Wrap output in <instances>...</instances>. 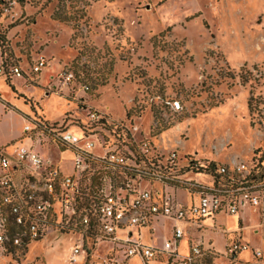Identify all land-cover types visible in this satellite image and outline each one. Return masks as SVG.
I'll return each mask as SVG.
<instances>
[{
  "label": "rangeland",
  "instance_id": "obj_1",
  "mask_svg": "<svg viewBox=\"0 0 264 264\" xmlns=\"http://www.w3.org/2000/svg\"><path fill=\"white\" fill-rule=\"evenodd\" d=\"M0 48L26 72L38 54L48 59L34 81L15 78L17 89L6 82L30 108L24 128L37 129L22 133V124L7 117L0 145L31 138L35 151L67 173L74 156L63 154L67 148L51 130L87 129L111 149L140 152L150 142L180 157L264 163V0H0ZM70 72L75 79L67 81L62 76ZM0 92L7 95L2 81ZM94 113L110 129L100 130ZM176 192L185 200V191ZM244 212L246 227L261 213L244 238L263 258L240 264H264V209ZM218 223L233 230L235 220ZM171 226L155 222L145 241L162 245ZM207 228L206 239L222 248L221 234ZM76 233L55 232L21 251L0 252V264H71ZM97 244L87 240L85 248L94 262L103 256Z\"/></svg>",
  "mask_w": 264,
  "mask_h": 264
},
{
  "label": "built area",
  "instance_id": "obj_2",
  "mask_svg": "<svg viewBox=\"0 0 264 264\" xmlns=\"http://www.w3.org/2000/svg\"><path fill=\"white\" fill-rule=\"evenodd\" d=\"M47 66L48 59L43 54L32 60L28 72L4 59L0 76L32 82ZM62 77L67 81L75 79L72 72ZM171 106L175 111L181 109L179 101L172 102ZM102 118L106 117L99 113L91 117L93 122ZM36 129L37 126H26L25 132ZM49 133L74 156L72 174L65 175L58 165L43 159L32 146L18 145L10 152L0 150V252L21 251L31 242L45 238L50 231H78L79 239L68 256L71 264H128L132 258H139L141 264L155 261L240 264V255L244 252H251L256 260L263 258L262 251L252 249L240 235L222 253L205 247L197 238H191L187 253L179 251L186 234L193 227L200 232L206 219L220 213L237 216L247 208L253 211L262 208L264 173L253 160L224 164L195 155L180 157L177 150L162 153L146 142L140 154L146 156L153 151L154 158L137 164L121 151L106 146L103 138L93 132L51 130ZM91 163L104 165L113 177L105 179L106 185L92 211L82 214L76 201L80 179ZM168 189H174V194L168 193ZM177 190L186 192L185 203L177 201ZM160 218L176 224L162 248L144 244L141 235L133 237V229L152 231L153 222ZM91 224L95 225L98 243L126 248L122 262L110 257L90 260L85 234Z\"/></svg>",
  "mask_w": 264,
  "mask_h": 264
},
{
  "label": "crops",
  "instance_id": "obj_3",
  "mask_svg": "<svg viewBox=\"0 0 264 264\" xmlns=\"http://www.w3.org/2000/svg\"><path fill=\"white\" fill-rule=\"evenodd\" d=\"M3 55H2V51H1V48H0V65H2L3 63ZM0 81H2V85H3V90L5 92H7V95L10 96V97H6L7 95H3L1 92L0 94H2V97H3V100L2 101H5V102H8V103H11L13 105V108L14 109H17V110H14V109H6L4 103L2 101H0V127H1V123L3 122V120L7 117H10V118H14V119H17L23 126V129H22V133H26L25 132V122H26V118L28 117V114H29V111H30V108L28 105L24 104L19 98L15 97V93L13 92V90L11 89V87L6 83L7 82V79L4 78L3 76H0ZM14 79L15 78H11L10 80H12V84L13 86L17 89L15 83H14ZM28 134V133H26ZM21 135V133H20ZM18 140H22L21 139V136L18 138ZM32 139L31 138H27L25 137L22 141H18L17 143L13 144V145H9V144H5L3 143L2 145H0V150L1 149H4V150H7V151H12L14 147L18 146V145H25L26 142H29L30 143V146L31 145V142ZM8 142V141H7ZM27 146V145H25ZM37 152V151H36ZM38 153V152H37ZM71 151L70 150H67L65 151V153L63 154H70ZM40 155V154H39ZM41 156V155H40ZM43 159H45L43 156H41ZM66 159V157H64ZM63 158V162L65 161V159ZM45 160H49V159H45ZM71 164V167H72V171L70 173H67L65 172V169L61 166V165H58L59 168L61 169V171L67 175V174H72L73 173V170H74V167H73V160L70 162ZM57 165V164H56ZM177 194V193H176ZM177 198V201L179 203H185L186 202V198L185 197V200H179L178 199V194L176 196ZM185 201V202H184ZM249 209V208H247ZM261 209H264V204L262 206V208H260V210L258 211L260 213ZM246 210V209H245ZM245 210H243L239 215L237 216H229L225 213H220V214H217L216 216L212 217V218H209V219H206L203 223H202V227L203 229L200 230V232H197L195 230V227H193L191 229V232L190 234H186V236L184 237V239L181 241L180 245H179V251L182 252V253H187L189 251V243L191 241V238H197V239H200L204 246L205 247H211L213 248L216 252L218 253H222L225 251L226 247L231 243L233 242L236 237L238 235H240L242 237V239L247 242L249 245H250V242L247 241L245 238H244V232L245 231H251V228H253L254 226H256L260 220V217H261V213L259 214V217H258V221L252 225V226H245L244 224V221H243V218L241 215H243L245 212ZM250 211H253L251 209H249ZM226 218V219H230V218H233L235 220V224H234V229L231 230V228L229 229H222V223H218V219L219 218ZM160 220H164V222H170L172 223V226H171V230L168 234V236L165 238L168 239L169 237H171V233H172V228L174 227L173 224L174 222L170 221V220H167V219H163V218H160V219H156L153 224L155 222H158ZM209 225H212V229L214 230L213 232H219L221 234V237L222 239L224 240V245L222 248H218L217 247V244L215 243L214 240H212L211 238H207L206 239V233L208 231V228L207 226ZM218 225V226H217ZM153 228V226H152ZM51 233H55L53 231H50L48 233L51 234ZM132 234H133V237H136L138 235H141L142 237V242L146 245H151V246H157V247H160L162 248L164 243H165V240L163 241L162 245H158V244H152L150 242H147L145 241V238L148 237L149 239H152V234H151V231L148 230V229H143L141 230L140 232H138L136 229H133L132 230ZM47 235V236H48ZM98 248L99 250L103 253V256L101 255L100 256V259H106L108 257L110 258H114L115 260H117L118 262H122L125 258V252H126V248L125 247H122V246H118V245H114L112 243H107V242H100L98 243ZM252 249H257L256 247H252L250 246ZM254 256L251 252H244L240 255V262L243 263H249V262H252L254 260ZM135 260H138L141 264V261L139 260V258H132L128 264H132L133 261ZM151 264H162L161 261H155V262H151Z\"/></svg>",
  "mask_w": 264,
  "mask_h": 264
},
{
  "label": "trees",
  "instance_id": "obj_4",
  "mask_svg": "<svg viewBox=\"0 0 264 264\" xmlns=\"http://www.w3.org/2000/svg\"><path fill=\"white\" fill-rule=\"evenodd\" d=\"M9 80L10 79L8 78L7 81ZM93 123H95L96 126L100 125V128H99L100 130L110 129L111 127L109 125V122L107 121V118H102ZM80 130L84 131L85 133H90L87 131V129L85 130L83 128H80ZM90 131H95V130H90ZM103 140L106 144L107 140L105 137H103ZM112 149L121 151L122 153L130 157L131 159H134L137 164L147 163L148 161L154 158L153 151H150L146 156H143L142 154H140V152H134L131 147H128V145L126 148L123 147V149L125 150H121L119 146H116L115 148H112ZM257 165L261 173L263 174L264 173V163L258 161ZM95 167H97L98 170L92 172V169H94ZM112 177L113 176L111 172L108 169H106L104 165L99 164V163H91L90 169L86 173H84V175L80 179V193L76 201L77 203L76 207L79 213L83 214L88 211H92L93 204L97 202L100 191L106 185L105 179H111ZM87 178H88V182L86 184ZM74 224L75 222L72 223V225ZM64 233H67V232H64ZM95 239H96V228H95V225L91 224L85 234V245L87 243V240H92L94 242Z\"/></svg>",
  "mask_w": 264,
  "mask_h": 264
}]
</instances>
